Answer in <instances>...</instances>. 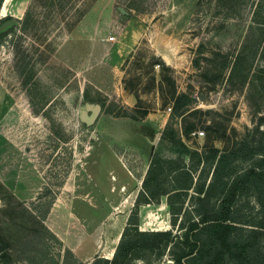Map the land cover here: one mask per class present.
<instances>
[{
  "label": "rangeland",
  "instance_id": "obj_1",
  "mask_svg": "<svg viewBox=\"0 0 264 264\" xmlns=\"http://www.w3.org/2000/svg\"><path fill=\"white\" fill-rule=\"evenodd\" d=\"M26 9L24 18L8 25L0 10V264H28L20 244L41 237L50 264L110 259L135 210L138 230L184 236L197 219L191 188L159 196L157 203L113 209L93 258L66 256L67 247L45 223L54 202L44 213L74 160L97 140L130 155L137 178L155 152L193 165L195 185L207 184L217 157L229 151L238 150V157L223 170L228 182L261 165L264 155L255 149L264 146V41L255 44L253 16H264V0H28ZM88 12V21L78 25ZM178 103L179 115L172 117ZM95 106L100 113L87 125ZM167 122L181 144L163 139ZM194 150L203 152L200 161L190 160ZM93 162L88 168L100 187L86 189L99 218L119 193H109L118 168L105 159ZM169 166L160 191L187 178ZM234 204L236 220L257 208L251 191ZM43 225L60 243L46 236ZM83 225L90 231V223ZM82 246L89 248L85 240ZM180 252L172 244L162 254L138 250L128 264H174L173 254Z\"/></svg>",
  "mask_w": 264,
  "mask_h": 264
},
{
  "label": "trees",
  "instance_id": "obj_2",
  "mask_svg": "<svg viewBox=\"0 0 264 264\" xmlns=\"http://www.w3.org/2000/svg\"><path fill=\"white\" fill-rule=\"evenodd\" d=\"M1 2L2 0L0 4ZM26 15L27 11L24 17ZM256 16L257 14L253 16V29L258 34L255 44L260 45L264 41V16L259 19ZM239 60H241L240 56L236 61ZM181 106L182 104H176L171 114L172 117L179 115ZM130 117L133 118V116ZM162 137L172 143L181 144L180 137L176 136L175 131L173 132L169 122L162 131ZM262 147L260 151L255 149L260 155H264V146ZM203 155V152L200 153L197 150L189 153L190 160L196 157L197 161H200ZM215 157L216 155L212 154L213 160ZM236 157H238V150L220 154L209 182L195 185L190 172L193 165L189 169L183 158H179L180 164H177L175 160L166 159L161 153L155 152L149 161L142 181V191L136 197L135 206L157 203L159 196L169 192H179L185 195L191 188L196 193L193 209L197 219L190 227H185L184 236L178 238L170 231L138 230L137 211H132L120 234L112 257L108 259L95 256L89 264H128L138 258L136 256L138 250L159 251V254H162L169 244L173 247L178 246L181 250L180 253L173 254L174 264H264V158L259 167L248 168L228 182L223 177V170ZM167 164H171L170 172L177 175L183 174L187 178L181 183H174L169 189L160 191L164 184L161 176ZM62 185L63 181L58 184V187ZM250 191L253 192L257 208L250 218L236 220L234 203L240 195ZM55 195L56 192L51 195L44 217L54 202ZM172 224L175 223L172 222ZM42 229L46 236L60 243L44 225ZM43 238L37 239L34 243L29 239L24 240L20 244L24 260L28 264H50L48 245ZM38 244H42L39 250L36 248ZM64 252L66 256L73 257L68 248H65Z\"/></svg>",
  "mask_w": 264,
  "mask_h": 264
},
{
  "label": "crops",
  "instance_id": "obj_3",
  "mask_svg": "<svg viewBox=\"0 0 264 264\" xmlns=\"http://www.w3.org/2000/svg\"><path fill=\"white\" fill-rule=\"evenodd\" d=\"M27 2L28 0H2L0 4L2 15L11 19L14 18L13 20L24 17L27 11ZM93 9L94 8H92V10ZM88 19L89 12L84 15L78 25H82L88 21ZM119 141L122 145L126 144V141ZM137 147L135 146L134 148L136 149ZM90 148H92V150H90ZM88 149V151L84 152L82 158L74 160L72 170L60 188L58 197L55 199L48 215L46 216L47 218L45 222L48 228L58 236L64 246L82 261H87L93 258L101 247L100 232L102 224L105 221L104 219L112 213L113 209L130 205L132 202H135L136 193L134 188L136 185L141 184V180L146 173L152 156V154L151 156L150 153L148 154L146 164L142 168V172H140L138 179L136 173L139 174V172H137L139 170L134 168L133 165H130L129 167L127 162V156L130 155L124 153V151H122V153L114 151L108 141L100 142L97 140L95 144H90ZM104 149H106L105 152ZM92 152H97V154H92ZM92 155L93 157H91ZM142 157L144 159L143 155ZM103 159L108 163L111 162L110 165L112 168H118L116 171L118 178L117 185L114 186L111 183L109 186V193L113 194L112 190L118 191L119 193L114 195V198H116V200H114L115 203H111L106 214L104 213L98 218L95 214V199L91 197V194H89V191L86 188L99 185L96 176L94 177L92 175L91 168H88V166L92 161H94L92 164L95 165ZM140 159L142 158L140 157ZM113 163L115 165H113ZM130 191L134 193H128L129 198H127L126 192ZM103 197L108 198L104 194ZM76 207L79 208V211L75 209ZM84 222L91 224L90 231H88L86 226L83 225ZM119 235L120 232L118 233L117 238H119ZM84 240L87 242L89 248L82 246Z\"/></svg>",
  "mask_w": 264,
  "mask_h": 264
},
{
  "label": "water",
  "instance_id": "obj_4",
  "mask_svg": "<svg viewBox=\"0 0 264 264\" xmlns=\"http://www.w3.org/2000/svg\"><path fill=\"white\" fill-rule=\"evenodd\" d=\"M13 23H16V20L8 19V20H6L4 25L13 24ZM99 113H100V106H95L94 108H92L91 114H90L89 118L86 120V124L87 125L93 124Z\"/></svg>",
  "mask_w": 264,
  "mask_h": 264
},
{
  "label": "flooded vegetation",
  "instance_id": "obj_5",
  "mask_svg": "<svg viewBox=\"0 0 264 264\" xmlns=\"http://www.w3.org/2000/svg\"><path fill=\"white\" fill-rule=\"evenodd\" d=\"M8 20V18H6ZM11 19V18H10Z\"/></svg>",
  "mask_w": 264,
  "mask_h": 264
},
{
  "label": "built area",
  "instance_id": "obj_6",
  "mask_svg": "<svg viewBox=\"0 0 264 264\" xmlns=\"http://www.w3.org/2000/svg\"><path fill=\"white\" fill-rule=\"evenodd\" d=\"M170 109V108H169Z\"/></svg>",
  "mask_w": 264,
  "mask_h": 264
}]
</instances>
